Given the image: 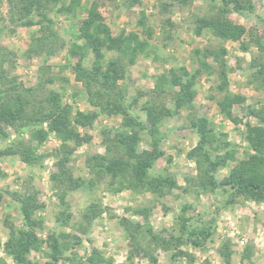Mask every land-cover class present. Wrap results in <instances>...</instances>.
<instances>
[{"label": "rangeland", "instance_id": "rangeland-1", "mask_svg": "<svg viewBox=\"0 0 264 264\" xmlns=\"http://www.w3.org/2000/svg\"><path fill=\"white\" fill-rule=\"evenodd\" d=\"M250 1L254 5L252 12L231 11L227 15L246 28L242 41L233 43L221 42L209 30L200 36L195 33L197 19L218 16L222 6L219 0H190L185 6L172 0H83L87 7H96L115 36L142 35L138 25L142 13L147 28L153 32L147 56H139L134 65L122 59L125 71L120 86L127 104H132L133 115L145 119L142 108L147 104L174 110L173 98L178 89L167 87L159 94L158 79L171 69L179 73V69L186 68L195 73L199 69L196 49L225 46L230 92L243 98V103L234 108L242 122L235 125L221 115L217 104L222 99L217 90L219 65L207 57L209 68L196 81L193 103L164 119L160 127L165 156L152 174L170 177L178 186L163 196L134 189L113 193L109 190V176L92 174L87 168V160L95 154L124 157L115 141L124 122L122 116L99 114L91 128H79L81 135L90 140L70 156L65 177L59 169L63 143L58 137L50 134L38 146V163L27 165L18 152L24 146H37L30 129L4 127V135L0 134V169L6 175L0 178V264H15L4 250L10 233L8 225L23 228L15 194L31 195L44 207L34 217L40 250H32L29 255L38 264L51 262L49 238L55 236H60L64 245L81 241V246L65 250L58 264H77L76 261L83 262L91 256L101 259L94 264H264V201L240 197L229 204L230 197L222 189L210 186L204 190L200 177L206 164L198 157L188 156L199 144L193 123L206 118L217 137L216 143L208 145L210 152L214 157L229 152L231 157L215 174L220 181L250 152L245 124L264 128V0ZM48 16L54 22L52 31L59 38L52 46L54 55L30 53L33 40L43 36L40 28L47 23L40 27L41 18L35 16L33 23L20 24L11 0H0V76H4L0 88L6 89L11 82L23 88L42 84L37 93L41 97L50 90L56 91L74 112H99L89 105L86 88L76 81L71 68L74 61L67 57L86 14L66 17L52 7ZM241 44L248 50L244 51ZM106 57L121 59L115 51H107ZM91 65L92 57L85 60L87 68ZM140 138L139 152L151 150L149 135L144 131ZM55 175H61L60 181L54 180ZM68 176L81 180L79 186L69 183ZM59 194H64L65 205L59 201ZM91 206L96 217L88 221L86 214ZM182 224L189 227L187 233L181 231ZM203 227H209L212 236L203 247H194L187 242L189 232ZM221 252L230 253L229 261Z\"/></svg>", "mask_w": 264, "mask_h": 264}, {"label": "trees", "instance_id": "trees-1", "mask_svg": "<svg viewBox=\"0 0 264 264\" xmlns=\"http://www.w3.org/2000/svg\"><path fill=\"white\" fill-rule=\"evenodd\" d=\"M219 1L222 6L218 16L197 19L195 33L200 36L203 31L209 30L212 36L221 42L240 43L246 34V28L229 20L227 15L231 11L236 13L252 12L254 5L250 0L247 2L241 0ZM189 2L190 0H172V3L183 6L188 5ZM11 3L16 9L18 23L29 25L33 23L32 20L35 16L41 18L38 22L40 27L43 23H47L46 26L40 28L43 36L33 40L35 45L29 51L38 55L43 53L46 56L54 55L55 47L52 46L57 44L59 39L57 34L52 31L51 26L54 22L48 16V11L52 7L57 8V13L66 17H75L78 13L86 14L80 27V34L70 43L67 57L70 61H74L71 68L76 81L86 88L89 105L99 111L82 112L77 110L74 112L72 106L62 101L61 94L52 90L41 97L37 93L39 87L42 90V84L33 88H23L15 82H9L6 89L0 88V134L4 135V127L28 128L31 131L32 141L37 143V146L34 147L24 146L23 150L18 152L22 161L27 165L38 163L39 158L36 156L38 146L44 143L50 134H54L63 143L60 149L63 156L59 169L62 171L63 177L67 176L66 167L70 156L76 148L90 140L89 137L81 135L79 128H91L99 114L116 115L122 116L124 119L122 129L115 136L116 147L123 150L124 157L95 154L87 160L89 171L92 174L109 176L111 179L109 190L113 193L134 189L163 196L167 191L176 189L178 186L174 179L152 174L158 161L165 156L161 145L164 138L161 135L160 127L164 119L173 117L193 103L196 97V81L199 75L209 68L207 63L209 56L219 65L217 90L222 94V99L217 103L219 111L223 117L235 125L242 122L234 114V108L243 103V98L230 92L224 61L227 53L225 46L206 51L196 49L194 56L199 64V69L195 73L181 68L179 73L178 70L171 69L162 75L156 84L159 94L165 92L167 87L178 89L173 98L174 110L157 104H147L142 108L145 114V119H142L140 116L133 115L132 104H127L126 93L122 90L120 82L124 80L125 71L122 59H127L129 65H134L139 56H147V50L151 47L150 39H152L153 32L147 28L144 13L141 14L138 22L142 28V35L130 33L115 36L96 7H87L83 0H11ZM241 45L244 51L248 50L245 44ZM107 51H115L121 59H108ZM91 57V68H87L85 60ZM2 77L4 76H0V80ZM252 114L256 115L257 112H252ZM45 125L47 128H44ZM193 127L198 132L199 144L188 156L190 158L198 157L206 164L205 170L201 173L200 186L204 190L210 186L222 189L230 197L229 204L235 203V200L240 197L247 200L264 201V128L252 126L249 123L245 124V141L250 152L244 159L237 162L227 177L219 181L215 178V174L231 159L229 152L223 156L216 155L214 157L212 155L208 145L216 143L217 137L206 118H201L193 123ZM144 131L149 135L151 150L139 152L140 133ZM226 146L229 149V145L226 144ZM5 176L0 169V178ZM59 176L61 177V175ZM60 177L53 176L55 181H58ZM68 181L74 186H79L81 183V180H74L71 176H68ZM58 199L61 204L65 205L64 194H59ZM15 200L19 205L23 228L16 229L11 224L8 225L10 233L4 250L12 257L15 264H38L31 261L29 255L32 250H40L41 241L36 234L38 223L34 217L37 211L44 207L31 195L19 196L15 194ZM86 217L88 221L96 217L94 206L89 207ZM181 231L187 233L189 227L182 224ZM148 232L157 238L151 230ZM211 236L210 228L203 227L200 230L189 232L187 242L194 247L201 248ZM59 237L49 238L52 241L50 244L51 253L48 254L51 262L46 264H58L65 250L81 246L80 240L71 246L64 245L60 242ZM229 254V252H221L226 261H229ZM96 261H101V259L91 256L86 261L79 260L76 263L94 264Z\"/></svg>", "mask_w": 264, "mask_h": 264}]
</instances>
